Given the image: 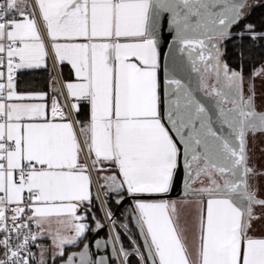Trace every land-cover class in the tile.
<instances>
[{
    "label": "snow or ice",
    "instance_id": "obj_1",
    "mask_svg": "<svg viewBox=\"0 0 264 264\" xmlns=\"http://www.w3.org/2000/svg\"><path fill=\"white\" fill-rule=\"evenodd\" d=\"M36 6L56 60L75 70L78 82L66 84L77 101L72 110L79 112V101L90 105L89 121L79 133L88 154L95 155L93 166L104 161L118 170L103 177V187L135 198V222L147 250L145 256L137 249L141 261L264 264V238L248 234L257 218L252 205L264 200L250 190L246 152L247 132L264 131V113L254 110L251 97L244 99L243 77L221 63L219 48L243 9L251 7L247 0H36ZM165 27L175 33L173 49L187 55V65L173 56L166 68V101L160 77ZM47 56L28 0H0V68L6 62L7 69L0 71V264H31L29 245L37 239L32 224L42 234L55 217L74 232L56 229L53 243L61 256L87 228L81 222L86 217L77 215L92 202L91 175L80 162L79 121H71L55 97L49 109L46 103L22 102L44 101L45 93L16 91L17 70L39 68ZM188 68L199 77L197 89L177 78ZM210 73L226 134L213 127L196 95L208 87L204 76ZM226 102L232 107L225 108ZM181 156L186 191L201 196L195 261L179 228L176 203L162 199L179 178ZM201 177L209 186L192 190L190 182ZM121 252L127 260L123 247ZM75 255L67 264H74ZM78 255L79 264H94L87 245ZM40 264H45L43 252Z\"/></svg>",
    "mask_w": 264,
    "mask_h": 264
},
{
    "label": "crops",
    "instance_id": "obj_2",
    "mask_svg": "<svg viewBox=\"0 0 264 264\" xmlns=\"http://www.w3.org/2000/svg\"><path fill=\"white\" fill-rule=\"evenodd\" d=\"M28 3L30 5V11L34 12V14H35V19H36V22L40 28L41 35L44 37V42L46 45V49L48 51V56L46 57L45 65H43L39 68L20 69L19 71L41 69V68H45L48 66L50 68V71L52 72L53 76H52L50 91H47V90L19 91L17 88H16V91L18 93H23V94L45 93L47 95V99L44 101H22V102L23 103H46L49 108L51 105L52 98L54 96H57L62 109L68 114L69 119L75 123L76 121H78L77 113H76V111L72 110L71 105L73 103H77V101L68 95V92L66 89L67 83H77L78 82L77 77L75 75V70L72 68V66L67 61L60 63L56 60L54 53H53V50L51 48V41L49 40V38L46 35V28H45L44 23L42 21V18L40 16L39 9L36 6V0H33L32 3H30L28 0ZM17 19H20V18L17 17ZM59 42L63 43L65 41L61 40ZM76 42H83V41H76ZM62 65H63V67H65L64 73L60 67ZM0 71H4V69L0 68ZM257 79H258V77L256 78V80ZM5 81H6V76H5ZM256 82H257V87H261L263 89L264 85L261 84L258 80ZM53 89H56V91L53 92ZM81 102L82 101L78 102L79 105ZM260 103L264 104V101H260ZM89 116H90V105H89ZM89 116H88V120H89ZM75 127L77 129L78 138L81 142V148H82V151L80 154V162L82 164L88 165L89 173L91 175L92 199H93V196H96V201H94V206L98 205L100 207V196H99L98 190L99 191H102V190L106 191L105 190L106 188H103L101 190L100 186H98L99 181H98L97 177L101 173H107V174L117 173L118 174V170L111 168V167H108L107 162H104V161H101L99 164L93 166L92 161L95 159V155H94V153L91 155L88 154L87 147L84 144V138L79 133V129H80L79 123H75ZM101 169H103V170H101ZM207 199H208V196L203 195V201H204L205 205H206ZM165 200H167L170 203L175 202L177 205L179 228L182 232V237L184 238L185 243L188 247L189 257L191 260L195 261L196 260V250H197V246L199 243V241H198L199 233H198V228H197V220H198V214H199V211L201 208V196L200 195H183V196H177V197H172V198H166ZM113 202L115 204L114 200H113ZM92 205H93L92 203L90 205H87V204L85 205V207L90 209L88 211H85V207H81L80 209H78L77 215H84L86 217V219H84L81 222L85 223L87 225V228H86L83 236L77 241L76 244L64 246V249H63L64 255H62V256L59 255L60 250L53 243V235H54L57 228H61L63 234H65V235H74V232H69L64 228V226L58 224L57 218H55V217L52 218L50 223H48V222L45 223L44 231L42 232V234L40 232H38L36 229V233H37V246L35 247L36 248V256H37V251L39 249L38 247L40 244H43L44 248H46V249L47 248L50 249V247L53 245L54 249L57 250V253L54 255L53 264H59L62 260H65V258H67V256H68V254L70 252H72L73 249L75 247H77L80 244V242L85 238L87 230H88L91 222H92V226H93V223H94L93 217H96V216L93 213L95 210H93ZM134 207H135V200H133V202H131V204L124 206L123 208H121L118 211L119 216H117V218H119V219L116 218V220H117L116 224H118V226L123 228V230H125V231H127V229L124 225H126V226L128 225L131 228H136L134 218L132 217L133 215L135 216ZM100 210H101V207H100ZM101 214H102V212H101ZM102 217H103V215H102ZM98 218H101V217H98ZM62 219L67 220V217H64ZM49 229L51 230V234L49 232ZM39 233H40V237L38 236ZM248 234L250 236H253L256 238H264V231H261L259 229L256 230L254 228H250V229H248ZM46 256H47V254H46ZM37 262H38V257H37ZM51 263H50V259H48V261L45 262V264H51ZM38 264H40V262H38Z\"/></svg>",
    "mask_w": 264,
    "mask_h": 264
},
{
    "label": "water",
    "instance_id": "obj_3",
    "mask_svg": "<svg viewBox=\"0 0 264 264\" xmlns=\"http://www.w3.org/2000/svg\"><path fill=\"white\" fill-rule=\"evenodd\" d=\"M174 37H175V33L173 31V34H169L163 32L162 33V39L160 41V47L162 49V56H161V94H162V100L166 101V97L164 96V88H165V76H166V68L167 66H170L172 63V58L173 56H175L178 60H182L184 62L185 65H187V55L186 54H181L178 49H173L172 45H173V41H174ZM193 39H199L201 37H192ZM224 41V38H221L220 40V44H219V48H220V52L222 49V43ZM222 54V53H221ZM222 56V55H221ZM221 58V57H220ZM222 60V58H221ZM177 78H181L184 80V82H188L191 81L190 83V87H192L193 89H197L198 85H199V77L197 75V73L195 72H191L190 68L187 69V71L183 72L180 76H178ZM204 80L208 85V81L206 78V74L204 76ZM196 95L198 97V99L201 100L202 103H204L205 107L209 110V114L212 116L213 119V127L216 130H219L221 132H223L224 134L227 133V128L226 126L224 128H221V122L218 119V115H219V110L217 108V101L220 99L216 96H214L213 94H211V91H209L208 87L205 88H199V90L196 92ZM166 105L162 104V109L165 107ZM225 108H231L232 106L228 105L227 103H224L223 105ZM167 126V125H166ZM173 136L175 138V134L173 133ZM178 147L181 148V151L183 150V145H180L178 143ZM200 164H203V160L200 161ZM179 178L178 180L174 183L173 189L172 191H170L168 194H166L164 196V198H172V197H177V196H183V195H198V194H194L193 191H186V186H185V177H186V173L184 171L183 168V158L181 156V161H180V167H179ZM110 175H118L117 173H113V174H107V173H101L100 175H98V181H99V185L101 190L103 188V185H105V181L103 180L104 176H110ZM190 182V186H191ZM192 190V187H190ZM106 191H100L101 195L103 197L104 203L106 208L108 209V211L111 212V215H108L106 213V210L103 206V204H101V199H100V207H101V212L103 217L102 218H94V223L93 226L88 228L87 233H86V241L84 246L79 249V250H73L72 252H70L68 254V256L76 254L74 257V260L76 259V257L78 258L77 261H74V264H79V257L78 254L80 252H82L85 248V245H87L88 248V253L92 259V261L94 262V264H97V262H99L101 259H103L105 261V264H118V255H117V250H121V243L120 240H117V228H116V214L117 212L123 208L124 206L131 204V202H133V200H135L134 197L130 196L129 194L125 193V192H121L119 194L115 193V192H111L110 190H108L107 188L105 189ZM207 195V194H204ZM108 198H111L115 201L116 203V209L114 212L111 211V209L108 206ZM120 200V203H117V200ZM134 218L135 221V216H132ZM99 225V227H98ZM136 225V222H135ZM137 229V233L139 235V238L142 242V251L144 253V255L146 256V249L144 247V240L143 237L140 235V230L139 228L136 226ZM107 233V234H106ZM113 249H115V251H113ZM67 256V258H68ZM67 258L65 260H62L59 264H67ZM147 264H150V262L147 261Z\"/></svg>",
    "mask_w": 264,
    "mask_h": 264
},
{
    "label": "trees",
    "instance_id": "obj_4",
    "mask_svg": "<svg viewBox=\"0 0 264 264\" xmlns=\"http://www.w3.org/2000/svg\"><path fill=\"white\" fill-rule=\"evenodd\" d=\"M247 23L241 30L243 33L232 37L225 47L224 58L225 61L232 67L241 70L244 73L254 74L259 67L264 63V0L259 3L253 4L250 11ZM251 25V31L247 26ZM255 36V39H253ZM64 73L63 65L60 66ZM52 72L47 66L41 69L24 70L19 71L16 74V88L19 91H32V90H47L50 91L52 82ZM77 113V112H76ZM89 116V104L86 101L80 103V110L77 113V119L79 126L86 125L88 123ZM162 199H166L162 197ZM96 196H93L92 207L95 210L93 213L98 218H102L101 210L98 205L94 206ZM108 206L112 212L116 209V203L114 204L111 198H108ZM119 216V212L116 214V218ZM119 219V218H117ZM129 233L135 238L136 242L142 247V242L139 238L136 228L124 225ZM117 233L119 235L120 245L124 251L128 253V264H140L139 257L131 253L136 249V244L129 234L123 228L116 224ZM107 234V233H106Z\"/></svg>",
    "mask_w": 264,
    "mask_h": 264
},
{
    "label": "flooded vegetation",
    "instance_id": "obj_5",
    "mask_svg": "<svg viewBox=\"0 0 264 264\" xmlns=\"http://www.w3.org/2000/svg\"><path fill=\"white\" fill-rule=\"evenodd\" d=\"M261 2V1H260ZM247 3L251 5V7H246L243 9L244 16L243 18L235 25H233L229 29L230 35L224 38L222 43V64H226L228 66L229 72L235 71L241 73L243 77V96L244 99L247 100L249 97L252 98L253 108L257 113H264V104L260 103V101H264V87H257L256 78L259 76L264 77V72H259L258 75L244 73L241 70L232 67L229 65L224 58L225 53V45L227 42L234 37L235 35L242 34L241 31L244 25L247 23L250 11L253 7V4L259 3L258 0H247ZM167 15V14H165ZM163 32L173 34V31H170L167 27L164 28ZM220 58V59H221ZM206 78L208 81V89L212 92V87L216 83V77L214 73L206 74ZM221 80H223V74L221 73ZM214 95V94H213ZM216 96V95H214ZM218 97V96H216ZM219 98V97H218ZM228 105L232 106L231 103L226 102ZM246 152H247V166L252 169V172L247 176L248 184L250 190L253 191L258 199L264 200V131H248L246 134ZM218 180L219 176L216 177ZM203 181V183L200 182ZM200 180L191 183L193 189H199L201 187H208L209 181L205 177H201ZM253 215L257 217L251 221V227L256 230L264 231V205L253 204L252 205ZM92 227V222L89 225V228ZM249 228V229H250ZM86 241V237L80 242V244L75 247L73 250L81 249ZM79 257V255H78ZM66 259V258H65ZM78 258L74 261H77Z\"/></svg>",
    "mask_w": 264,
    "mask_h": 264
},
{
    "label": "built area",
    "instance_id": "obj_6",
    "mask_svg": "<svg viewBox=\"0 0 264 264\" xmlns=\"http://www.w3.org/2000/svg\"><path fill=\"white\" fill-rule=\"evenodd\" d=\"M29 2L32 3L33 0H29ZM2 69H4V71H5V73H6V71H7V69H6V62H5V67L2 68ZM18 72H19V70H17L16 74H17ZM16 74H15V76H16ZM5 82H6V81H5ZM54 97L56 98L58 104L60 105L57 96H54ZM51 103H52V100H51ZM60 107H61V105H60ZM50 108H51V105H50ZM50 108H49V109H50ZM61 108H62V107H61ZM26 212H27V210H26ZM109 213H111V212L109 211ZM28 214H30V213H28ZM115 220H116V219H115ZM116 222H117V220H116ZM31 228H32V231H33L34 233H36V227H35L34 224L31 225ZM135 243H136V242H135ZM136 244H137V249H139L140 253H141V254H144L143 251H142V249H141V247L138 245V243H136ZM36 246H37V239H36V241H35L34 243H30V245H29V248H30L31 252L34 254V259L31 261V264H38V262H37V256H36V248H35ZM137 249L134 250V251L131 252V253H134V254H136V255L139 257L140 264H147V261H146V262H142V261H141V259H140V255L137 254ZM117 255H118V258H117V260H118V264H122L120 258H121V256H124V255L122 254L121 250H117ZM0 256H2V250H0ZM124 259H125V257H124ZM125 262H126V264H128V263H127V260H125Z\"/></svg>",
    "mask_w": 264,
    "mask_h": 264
},
{
    "label": "rangeland",
    "instance_id": "obj_7",
    "mask_svg": "<svg viewBox=\"0 0 264 264\" xmlns=\"http://www.w3.org/2000/svg\"><path fill=\"white\" fill-rule=\"evenodd\" d=\"M258 1L260 2L261 0H258ZM257 71H259V72H261V73L264 72V63L262 64L261 67H259V69H258ZM257 71H256V72H257ZM259 75H260V74H259ZM257 80H258L261 84L264 85V77L259 76ZM126 229H127V228H126ZM126 232H127V234L130 235V237L133 239V241L136 242L135 238L129 233V231L127 230ZM38 236L40 237V233L38 234ZM136 243H137V242H136ZM136 243H135V244H136ZM38 248H39L38 251H37L38 262L41 261V252H43V259H44V261L46 262V261H48V259H50V263L52 262L51 264H53L54 255L57 253V250L54 249V246L52 245V246L50 247V249H48V248L46 249V248H44L43 244H40ZM136 249H137V244H136ZM136 249H135V250H136ZM46 254H47V256H46Z\"/></svg>",
    "mask_w": 264,
    "mask_h": 264
},
{
    "label": "bare ground",
    "instance_id": "obj_8",
    "mask_svg": "<svg viewBox=\"0 0 264 264\" xmlns=\"http://www.w3.org/2000/svg\"><path fill=\"white\" fill-rule=\"evenodd\" d=\"M98 192H99V196H100V199H101V204H103L104 203V200H103V197H102V195H101V192L98 190ZM103 206H104V208H105V210H106V213L109 215V211H108V209L106 208V206H105V204H103ZM121 262H122V264H126V262H125V259H124V256H121Z\"/></svg>",
    "mask_w": 264,
    "mask_h": 264
}]
</instances>
